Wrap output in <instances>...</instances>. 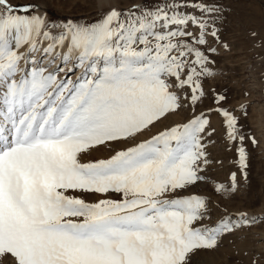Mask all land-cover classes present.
I'll use <instances>...</instances> for the list:
<instances>
[{
  "label": "snow or ice",
  "instance_id": "6c2138e0",
  "mask_svg": "<svg viewBox=\"0 0 264 264\" xmlns=\"http://www.w3.org/2000/svg\"><path fill=\"white\" fill-rule=\"evenodd\" d=\"M190 6L165 0L81 24L0 0V264H190L255 223L206 226L209 201L185 195L205 180L208 115L133 143L203 99L214 49L206 23L183 11ZM221 114L243 169L245 136L235 116ZM100 148L114 154L83 162ZM232 181L214 191H234ZM109 193L120 199L83 198Z\"/></svg>",
  "mask_w": 264,
  "mask_h": 264
},
{
  "label": "rangeland",
  "instance_id": "374dc122",
  "mask_svg": "<svg viewBox=\"0 0 264 264\" xmlns=\"http://www.w3.org/2000/svg\"><path fill=\"white\" fill-rule=\"evenodd\" d=\"M99 2L92 0L90 5L76 0H11L15 5H32L31 15L38 16V10L43 8L48 21L61 23L72 19L81 24L94 22L112 9L127 12L134 6L153 8L165 0H127L116 7L107 5V9ZM185 2L191 6L183 11L207 25L206 39L214 49L208 52L214 61L209 64L212 75L200 78L204 96L194 110L190 105L179 110L133 143L149 139L166 127L186 123L194 115H208L211 135L206 137L209 163L203 171L205 180L185 195L198 194L209 201L211 220L203 222L206 226L211 227L228 217L234 222L240 220L243 223V217L255 223L223 235L212 249L191 254L190 264H264V0ZM198 6L218 11L202 14L197 10ZM188 30L199 34L197 26L189 25ZM212 31H216V38L211 36ZM220 95L225 99L217 104L216 98ZM222 111L237 118V127L245 136L243 147L247 166L243 169L238 153L241 145L228 140ZM126 146L132 144H118L116 150ZM112 154L111 149L100 148L85 155L83 162L107 159ZM233 174L237 185L234 191H214L218 186L230 188ZM83 198L95 203L100 199L119 200L120 195L84 194Z\"/></svg>",
  "mask_w": 264,
  "mask_h": 264
},
{
  "label": "bare ground",
  "instance_id": "6f19581e",
  "mask_svg": "<svg viewBox=\"0 0 264 264\" xmlns=\"http://www.w3.org/2000/svg\"><path fill=\"white\" fill-rule=\"evenodd\" d=\"M67 1H69V0H67ZM73 1H75V0H73ZM76 1H78L80 4H83L84 2L88 3L90 5L93 4L92 0H76ZM99 1H100L99 2L100 4H104V9H107V5H110V7H116L117 5H121L122 3H127V0H99ZM43 11H44L43 8H40L38 10V13L37 12L36 13H37L38 16L44 17L45 16V11L44 12ZM23 50L24 49L22 48L21 51H23Z\"/></svg>",
  "mask_w": 264,
  "mask_h": 264
}]
</instances>
